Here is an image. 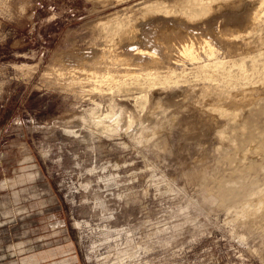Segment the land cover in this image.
Returning a JSON list of instances; mask_svg holds the SVG:
<instances>
[{
  "label": "rangeland",
  "instance_id": "obj_1",
  "mask_svg": "<svg viewBox=\"0 0 264 264\" xmlns=\"http://www.w3.org/2000/svg\"><path fill=\"white\" fill-rule=\"evenodd\" d=\"M263 196L264 0H0V264H264Z\"/></svg>",
  "mask_w": 264,
  "mask_h": 264
},
{
  "label": "bare ground",
  "instance_id": "obj_2",
  "mask_svg": "<svg viewBox=\"0 0 264 264\" xmlns=\"http://www.w3.org/2000/svg\"><path fill=\"white\" fill-rule=\"evenodd\" d=\"M256 13L257 11L253 12L251 18L252 20H254ZM139 54L145 55V54H149V52H143L142 50H139ZM247 216L248 218L250 217L248 222L249 230L262 231V233H264V196L260 198L259 201H256V203L252 205V208L249 210Z\"/></svg>",
  "mask_w": 264,
  "mask_h": 264
}]
</instances>
